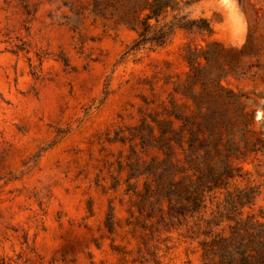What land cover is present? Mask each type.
<instances>
[{
  "label": "rangeland",
  "instance_id": "obj_1",
  "mask_svg": "<svg viewBox=\"0 0 264 264\" xmlns=\"http://www.w3.org/2000/svg\"><path fill=\"white\" fill-rule=\"evenodd\" d=\"M94 1L0 0V264H201L199 219L264 223V0H180L139 48Z\"/></svg>",
  "mask_w": 264,
  "mask_h": 264
},
{
  "label": "trees",
  "instance_id": "obj_2",
  "mask_svg": "<svg viewBox=\"0 0 264 264\" xmlns=\"http://www.w3.org/2000/svg\"><path fill=\"white\" fill-rule=\"evenodd\" d=\"M127 5V12L122 18L123 25L134 31L137 38L134 48H139L146 44L152 46H163L172 34L171 25H163L159 29L151 25V20L156 24L159 19L175 8L180 0H130ZM192 1H184V5H189ZM95 6L99 7V1H94ZM175 3V4H174ZM145 14L140 17L142 13ZM205 24L206 22L203 21ZM139 25L141 28H139ZM209 31L210 28L206 24ZM162 134V133H161ZM162 137H160V140ZM229 168H227V171ZM226 172L225 179L230 177ZM217 181H224V180ZM216 186H219L215 182ZM207 184L201 183L194 186L188 194L193 208L187 209L180 202H170L168 214L170 216L182 217L188 220L195 215H200L205 205V194ZM250 199V198H249ZM241 212L235 209L230 212H218L211 216L210 220L199 219L202 222L195 223L192 230V238L203 237L199 241L201 251V264H264V223L254 220L253 217L245 221L240 219ZM232 221L233 225L228 226L225 234L223 229L219 230L221 222Z\"/></svg>",
  "mask_w": 264,
  "mask_h": 264
},
{
  "label": "water",
  "instance_id": "obj_3",
  "mask_svg": "<svg viewBox=\"0 0 264 264\" xmlns=\"http://www.w3.org/2000/svg\"><path fill=\"white\" fill-rule=\"evenodd\" d=\"M263 118H264V114H263Z\"/></svg>",
  "mask_w": 264,
  "mask_h": 264
}]
</instances>
